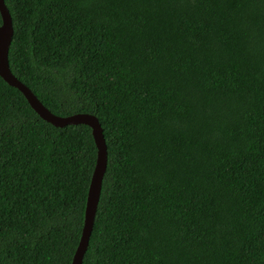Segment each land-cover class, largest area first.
<instances>
[{
    "label": "trees",
    "instance_id": "1",
    "mask_svg": "<svg viewBox=\"0 0 264 264\" xmlns=\"http://www.w3.org/2000/svg\"><path fill=\"white\" fill-rule=\"evenodd\" d=\"M8 67L94 114L81 264H264V0H3ZM96 148L0 77V264H69Z\"/></svg>",
    "mask_w": 264,
    "mask_h": 264
},
{
    "label": "water",
    "instance_id": "2",
    "mask_svg": "<svg viewBox=\"0 0 264 264\" xmlns=\"http://www.w3.org/2000/svg\"><path fill=\"white\" fill-rule=\"evenodd\" d=\"M11 35L12 25L10 15L3 0H0V77L8 85L17 88L36 114L53 126L82 123L90 128V133L96 148L95 161L87 185L81 230L69 263L81 264L93 222L101 179L106 163L105 142L101 127L96 116L88 112H73L66 115L51 112L23 82L12 74L7 62V50Z\"/></svg>",
    "mask_w": 264,
    "mask_h": 264
}]
</instances>
